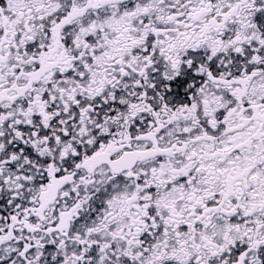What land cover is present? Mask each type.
I'll return each instance as SVG.
<instances>
[{
	"label": "snow or ice",
	"instance_id": "1",
	"mask_svg": "<svg viewBox=\"0 0 264 264\" xmlns=\"http://www.w3.org/2000/svg\"><path fill=\"white\" fill-rule=\"evenodd\" d=\"M0 264H264V0H0Z\"/></svg>",
	"mask_w": 264,
	"mask_h": 264
}]
</instances>
